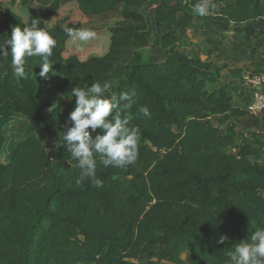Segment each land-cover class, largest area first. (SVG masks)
Wrapping results in <instances>:
<instances>
[{
    "label": "trees",
    "instance_id": "obj_1",
    "mask_svg": "<svg viewBox=\"0 0 264 264\" xmlns=\"http://www.w3.org/2000/svg\"><path fill=\"white\" fill-rule=\"evenodd\" d=\"M195 2L54 0L35 8L12 0L0 9V42L32 19L56 41L47 79L39 76V57L27 59L21 79L0 60V264H227L236 243L264 228V140L238 129L249 112L234 97V81H221L220 69L179 35L199 28L222 47V30L206 24L240 29L264 18V0H212L207 17L194 16ZM66 7L80 18L56 21ZM119 9L118 22L110 20ZM99 17L105 22L88 24ZM65 26L92 28L97 36L85 45L104 51L80 57ZM159 27L165 31L155 34ZM250 39L264 47V32L251 30ZM240 45L257 53L250 41ZM148 46L163 50V59H145L140 48ZM97 81H110L117 99L132 96L133 108L122 115L140 130L137 160L125 169L98 166L99 188L77 186L70 154L56 148L71 127L72 87ZM49 97L56 102L47 110L41 100ZM18 117L33 132L15 142L4 129ZM261 122L264 131V112Z\"/></svg>",
    "mask_w": 264,
    "mask_h": 264
},
{
    "label": "clouds",
    "instance_id": "obj_2",
    "mask_svg": "<svg viewBox=\"0 0 264 264\" xmlns=\"http://www.w3.org/2000/svg\"><path fill=\"white\" fill-rule=\"evenodd\" d=\"M212 8V0H196L192 12L196 17H207L212 14ZM40 23L32 19L23 28L12 27L10 37L7 35L0 42V60L10 61L9 67L17 79L24 78L27 59L32 57L40 58L39 76L48 78L56 41L46 28L38 27ZM64 30L70 43L80 50L97 36L92 28L65 26ZM111 88L110 81H97L71 89L70 95L75 98V108L68 117L71 127L62 133L56 148L66 149L70 154L68 163L77 171V186L91 182L102 187L103 181L97 176L98 166L125 169L138 158L140 130L130 126L128 115H122L130 112L135 100L127 92L120 93L117 99L111 95ZM139 112L151 118L147 106H141ZM224 242V237L218 240L220 244ZM228 257L227 264H264V228H255L246 239L236 243Z\"/></svg>",
    "mask_w": 264,
    "mask_h": 264
},
{
    "label": "rangeland",
    "instance_id": "obj_3",
    "mask_svg": "<svg viewBox=\"0 0 264 264\" xmlns=\"http://www.w3.org/2000/svg\"><path fill=\"white\" fill-rule=\"evenodd\" d=\"M12 0H0V9L2 7H5L6 5L10 4ZM54 0H30V3L35 8H40L43 4H50ZM62 2L66 0H60ZM173 5L177 6H184V0H170ZM20 7L17 5V10ZM141 12L145 14H152L153 13V6H141L140 8ZM20 11V9H19ZM121 10L119 9L117 12V15L114 16V18L110 20L117 21L119 19V14ZM70 14H76V12L71 7L64 8L57 16V19L64 18ZM76 19L80 18L79 14L75 15ZM87 23V21H85ZM105 19L99 17L95 21H88V24H101L104 23ZM118 22V21H117ZM132 22V21H131ZM130 21L122 23V25H127V23H131ZM196 24L199 22L196 20ZM140 26H143L144 24L139 23ZM138 23H134V26H139ZM215 26L222 30V33L225 35V37L228 39L227 42H225V45L222 47H217L216 43L214 42L217 37L210 36V34H205L201 29L199 28H190L187 30H183L179 32L180 37L185 40L187 45H194L193 48L199 51L201 58L203 60L209 59V61L212 63L214 68L220 69V80L223 82H229L234 81L236 85V91L234 93V97L236 98V95H240L241 99L243 100V103L246 105L250 96L248 95V92L242 87L241 82L244 77L247 76H253L257 75L256 73H261L264 76V47L260 46L258 47V43L254 40H249V35L251 30L261 31L264 32V18H261L257 20L256 22L250 23L248 25H243L242 28H237L233 25L226 26L223 23L220 22H211L206 24V26ZM131 26V25H130ZM165 31V27H159L155 30L156 33H163ZM242 41L248 42L250 41L252 46L256 48L257 53L254 54L251 49L245 48L244 46H241L240 43ZM237 45V48H235V45ZM83 50H80L77 48L76 45L72 46V49L76 54H78L80 57L84 58L90 55L95 54H101L104 49H95V48H89V44L82 46ZM206 50H212L213 54L209 58L205 55ZM140 52L143 54L144 58L147 60H154V61H161L164 56L163 50L160 49H152L151 46L148 47H142L140 48ZM237 99V98H236ZM42 103L47 107V110L50 109L53 105H55L56 98H47L42 99ZM238 129L240 131L251 134H256L261 139L264 140V131L261 128V115H248L246 118H243L239 121H237ZM15 133L13 141L18 142L29 135L32 134V130L28 124V122L22 118L18 117L15 118V123L12 125V127L6 126L4 129V133L7 135V133ZM182 259L185 262H189V253L184 252L182 254ZM134 264H143V261L141 259H135L133 260Z\"/></svg>",
    "mask_w": 264,
    "mask_h": 264
},
{
    "label": "built area",
    "instance_id": "obj_4",
    "mask_svg": "<svg viewBox=\"0 0 264 264\" xmlns=\"http://www.w3.org/2000/svg\"><path fill=\"white\" fill-rule=\"evenodd\" d=\"M241 85L250 96L246 104L249 115H261L264 112V76L244 77Z\"/></svg>",
    "mask_w": 264,
    "mask_h": 264
}]
</instances>
